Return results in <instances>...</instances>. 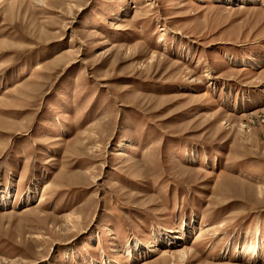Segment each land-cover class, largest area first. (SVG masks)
Segmentation results:
<instances>
[{"label":"rangeland","instance_id":"374dc122","mask_svg":"<svg viewBox=\"0 0 264 264\" xmlns=\"http://www.w3.org/2000/svg\"><path fill=\"white\" fill-rule=\"evenodd\" d=\"M0 264H264V0H0Z\"/></svg>","mask_w":264,"mask_h":264},{"label":"bare ground","instance_id":"6f19581e","mask_svg":"<svg viewBox=\"0 0 264 264\" xmlns=\"http://www.w3.org/2000/svg\"><path fill=\"white\" fill-rule=\"evenodd\" d=\"M47 187H48V186H46V188H47ZM46 188H45V189H46ZM184 255H185V252H184V251L180 252V256H181L182 258L185 257Z\"/></svg>","mask_w":264,"mask_h":264}]
</instances>
